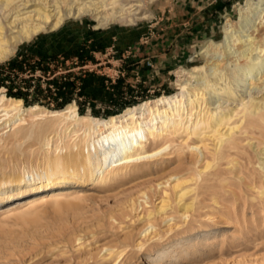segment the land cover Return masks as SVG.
<instances>
[{
  "label": "rangeland",
  "instance_id": "obj_1",
  "mask_svg": "<svg viewBox=\"0 0 264 264\" xmlns=\"http://www.w3.org/2000/svg\"><path fill=\"white\" fill-rule=\"evenodd\" d=\"M243 4L245 0H150L147 9L153 17L135 24L99 27L90 16L72 19L21 43L0 63V95L22 99L26 107L37 104L50 110L73 102L79 108L78 100L81 115L98 118L173 95L181 89L179 70L207 62L201 48L208 40L221 38L228 18L239 20ZM219 53L222 59L224 53ZM53 78L76 81L72 96L77 100L57 107ZM11 86H23L27 100L10 95ZM41 122L28 118L25 125L7 133L0 126V177L39 167L45 151L37 138ZM155 147L148 144L149 150ZM258 148L251 150L256 160L263 156L257 155ZM188 154L159 156L118 180L72 185L80 199L65 208L41 205L26 214L0 216V264H111V259L103 260L109 248L123 254L120 264H156L153 260L166 250L168 256L161 264H264V187L260 184L251 187L237 182L227 187L231 193L220 191L217 196L222 205L213 200L221 188L192 185L196 210L187 219L170 210V221L156 214L151 235L155 236L144 237L148 221L143 215L148 206L143 202L144 207L131 211L132 200L149 191V205L154 209L170 176L191 174L185 167ZM33 191L26 196L40 192ZM17 197L21 198L7 195L0 206ZM139 241L145 242L143 248L137 246Z\"/></svg>",
  "mask_w": 264,
  "mask_h": 264
},
{
  "label": "bare ground",
  "instance_id": "obj_2",
  "mask_svg": "<svg viewBox=\"0 0 264 264\" xmlns=\"http://www.w3.org/2000/svg\"><path fill=\"white\" fill-rule=\"evenodd\" d=\"M149 1L0 0V63L21 43L57 30L72 19L90 16L99 27L151 19ZM220 33L219 40L210 39L201 48V54L208 57L206 63L179 70V92L109 118L83 116L75 102L50 110L37 104L26 107L22 99L0 95V126L7 128L3 133L20 128L28 118L44 120L37 138L45 148L39 167L35 165L32 172L0 177V202L8 199L7 195L21 196L0 206V216L26 214L41 205L65 208L80 199L72 185L118 180L133 168L174 153L180 157L189 153L184 166L191 174L170 176L154 209L149 205V191L131 202V211L143 202L148 206L143 215L148 221L142 231L145 238L155 236L151 235L156 214L170 221V210L185 219L196 210V198H191L196 187L192 185L221 188L211 196L215 204L220 203L219 192L228 193L226 188L237 182L264 187V0H245L239 7V20L228 18ZM219 51L224 53L222 59ZM51 130L54 135L48 133ZM148 144L157 147L149 150ZM255 147L261 148L257 155H263L257 160L251 153ZM33 190L40 192L26 196ZM137 246L143 248L145 242L139 241ZM119 253L109 248L103 260L120 264L123 254ZM168 253L161 252L154 263L161 264Z\"/></svg>",
  "mask_w": 264,
  "mask_h": 264
},
{
  "label": "trees",
  "instance_id": "obj_3",
  "mask_svg": "<svg viewBox=\"0 0 264 264\" xmlns=\"http://www.w3.org/2000/svg\"><path fill=\"white\" fill-rule=\"evenodd\" d=\"M85 80V79H84ZM53 82L56 86V92H57V96H56V99L58 100V103L57 104V107H63L65 106L67 103L71 102L73 99L77 100L76 98H74L72 96L73 93L76 92V81L74 80H70V79H66V81H62V80H58L57 78H53L51 79L50 83ZM26 83H27V88L29 89L30 85V80L27 79L26 80ZM38 86V89H36L35 92L38 93V91L40 90V86L39 84H37ZM23 86H20V87H13L11 86V88L9 89V94L10 95H14V96H17V97H21L25 100L26 97H27V93H25L21 88ZM84 93V88H81V94ZM77 103L79 104V109H81V106L82 104L77 100ZM70 104V103H69ZM114 112H112L113 114Z\"/></svg>",
  "mask_w": 264,
  "mask_h": 264
}]
</instances>
